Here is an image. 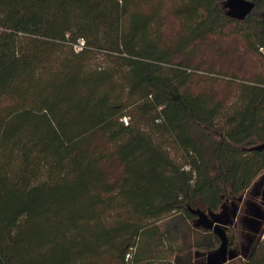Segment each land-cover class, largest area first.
I'll return each instance as SVG.
<instances>
[{
    "label": "trees",
    "instance_id": "obj_1",
    "mask_svg": "<svg viewBox=\"0 0 264 264\" xmlns=\"http://www.w3.org/2000/svg\"><path fill=\"white\" fill-rule=\"evenodd\" d=\"M226 1L0 0V264H206L241 203L264 264V0Z\"/></svg>",
    "mask_w": 264,
    "mask_h": 264
},
{
    "label": "water",
    "instance_id": "obj_2",
    "mask_svg": "<svg viewBox=\"0 0 264 264\" xmlns=\"http://www.w3.org/2000/svg\"><path fill=\"white\" fill-rule=\"evenodd\" d=\"M226 6L229 8L231 16L242 20L254 9L255 2L253 0H227ZM237 212L235 209L232 218H229L225 207L220 212H210L209 214L197 212L199 216L197 226L213 229L221 240L218 248L207 253L206 264H225L237 256V252L230 248V240L226 230L229 225L234 223Z\"/></svg>",
    "mask_w": 264,
    "mask_h": 264
},
{
    "label": "rangeland",
    "instance_id": "obj_3",
    "mask_svg": "<svg viewBox=\"0 0 264 264\" xmlns=\"http://www.w3.org/2000/svg\"><path fill=\"white\" fill-rule=\"evenodd\" d=\"M235 41H238L239 44L243 45V43L240 40L235 39ZM230 43H233V41L230 40V39H227V40L223 41L221 44H222V46H228V44H230ZM201 49H202V53H200V56H198V58L192 60L194 63H197L202 58L207 59L208 62H210V61H219V62H217V64H220V63L224 62L223 60H220L221 58L217 57V55L215 53H212L211 51L206 50L205 47H203ZM243 51H245V54H244L245 55V59H247L249 62H250L249 59H259V57H257L256 54H253L250 51L246 52L245 49ZM261 51L264 52V48H261ZM175 58L176 59H181V58H183V56L182 55H178ZM261 177L262 176L258 177V179H260ZM227 231H228V234L231 236L233 234L234 229L233 228L232 229H228L227 228ZM261 239H264V232L261 235ZM239 240H240V237H237L234 240V246H233L234 250H236V248H237L236 246H237V243H238Z\"/></svg>",
    "mask_w": 264,
    "mask_h": 264
},
{
    "label": "flooded vegetation",
    "instance_id": "obj_4",
    "mask_svg": "<svg viewBox=\"0 0 264 264\" xmlns=\"http://www.w3.org/2000/svg\"><path fill=\"white\" fill-rule=\"evenodd\" d=\"M257 192L262 195L261 196L262 198H264V190H262V191L259 190ZM261 197H255L254 198L255 200L252 201V202L259 203V204L262 205V207H264V203H263V200H261ZM242 205H243V203H241L240 206L237 208V211H238L237 212V217L235 218L234 223L227 227L228 229H232V228L236 229L237 228L238 215L240 216L242 214V207H243ZM225 208H226V213L229 215V218H232L235 208L229 207V206H225ZM230 248H233V246H230Z\"/></svg>",
    "mask_w": 264,
    "mask_h": 264
},
{
    "label": "built area",
    "instance_id": "obj_5",
    "mask_svg": "<svg viewBox=\"0 0 264 264\" xmlns=\"http://www.w3.org/2000/svg\"><path fill=\"white\" fill-rule=\"evenodd\" d=\"M83 45H84V41L81 39V40H79V43L75 45V48L80 49V48H82Z\"/></svg>",
    "mask_w": 264,
    "mask_h": 264
}]
</instances>
